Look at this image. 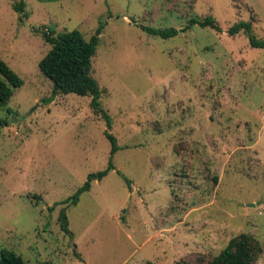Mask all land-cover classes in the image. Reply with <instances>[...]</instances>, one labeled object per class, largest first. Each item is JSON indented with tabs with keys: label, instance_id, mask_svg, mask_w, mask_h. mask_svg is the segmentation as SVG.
I'll return each instance as SVG.
<instances>
[{
	"label": "rangeland",
	"instance_id": "374dc122",
	"mask_svg": "<svg viewBox=\"0 0 264 264\" xmlns=\"http://www.w3.org/2000/svg\"><path fill=\"white\" fill-rule=\"evenodd\" d=\"M0 0V59L23 79L0 112V254L28 264H200L248 233L264 264V0ZM164 38L143 26L182 30ZM104 23L91 95L58 92L39 62L57 35ZM117 137L112 154L106 135ZM68 209L60 210L93 172ZM131 181L128 184L126 178ZM77 250L81 257L75 254Z\"/></svg>",
	"mask_w": 264,
	"mask_h": 264
},
{
	"label": "trees",
	"instance_id": "16d2710c",
	"mask_svg": "<svg viewBox=\"0 0 264 264\" xmlns=\"http://www.w3.org/2000/svg\"><path fill=\"white\" fill-rule=\"evenodd\" d=\"M14 7L16 11L20 12V18L27 15L24 0L16 3ZM193 24H199L202 27L211 26L218 31H222V27L212 16H208L203 20L193 18L182 30L175 27L156 28L151 26H143V29L150 34L168 38L178 35ZM103 29L104 23L100 22L96 32L89 39L80 29L66 30L57 35L43 32L45 41L52 44V47L39 62V67L44 75L53 82V95H56L58 92L91 95V107L106 120L108 128H111L113 120L101 103L102 89L98 80L92 74L93 58L97 53ZM242 30L246 31L253 46L264 47V40L256 37L251 21H239L235 23L228 29V33L235 35ZM22 84L23 79L7 62L0 59V112L3 109L12 111L9 107L10 100L15 93V89L22 86ZM106 135L112 144L111 152L115 154L120 149L117 137L108 130L106 131ZM112 168H114V164L111 160L107 169L90 173L85 183L73 195L67 198L65 202H60L68 204L59 213L61 229L67 234L73 236L69 227L68 209L79 202L82 193L91 189L93 180L102 179ZM126 179L128 184L131 185V181L128 178ZM261 251V243L256 237L248 233H241L233 237L219 254L207 257L206 255L204 257L199 256L197 261L200 264H256ZM75 254L81 257L77 250H75ZM0 264L28 263L23 254L12 248H4L0 254ZM146 264L156 263L149 261ZM177 264L186 263L180 261Z\"/></svg>",
	"mask_w": 264,
	"mask_h": 264
}]
</instances>
